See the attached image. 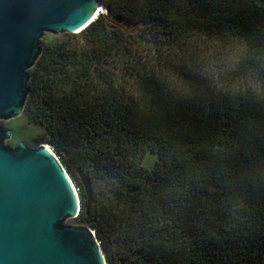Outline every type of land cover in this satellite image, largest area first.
<instances>
[{
  "label": "trees",
  "instance_id": "1",
  "mask_svg": "<svg viewBox=\"0 0 264 264\" xmlns=\"http://www.w3.org/2000/svg\"><path fill=\"white\" fill-rule=\"evenodd\" d=\"M99 1L43 44L22 112L72 220L108 264H264V0Z\"/></svg>",
  "mask_w": 264,
  "mask_h": 264
},
{
  "label": "water",
  "instance_id": "2",
  "mask_svg": "<svg viewBox=\"0 0 264 264\" xmlns=\"http://www.w3.org/2000/svg\"><path fill=\"white\" fill-rule=\"evenodd\" d=\"M101 7L99 0H0V120L23 112L44 34L78 33ZM11 137L0 125V264H108L95 232L68 221L79 195L54 150L10 145Z\"/></svg>",
  "mask_w": 264,
  "mask_h": 264
},
{
  "label": "rangeland",
  "instance_id": "3",
  "mask_svg": "<svg viewBox=\"0 0 264 264\" xmlns=\"http://www.w3.org/2000/svg\"><path fill=\"white\" fill-rule=\"evenodd\" d=\"M69 34L70 33H63L55 35L52 33H45L41 39V45L43 46V44L48 43L55 38H61L63 35L65 36ZM0 125L12 130V137L6 141V143L10 145H16L18 142L24 141L27 145L35 147L36 143L34 137L37 135H43L45 132L42 125L30 122L23 113L8 120H0ZM156 159V155L147 153V155H145L144 165L150 167L154 164ZM68 221L75 223L72 219H69Z\"/></svg>",
  "mask_w": 264,
  "mask_h": 264
},
{
  "label": "bare ground",
  "instance_id": "4",
  "mask_svg": "<svg viewBox=\"0 0 264 264\" xmlns=\"http://www.w3.org/2000/svg\"><path fill=\"white\" fill-rule=\"evenodd\" d=\"M101 11L103 12L104 11V8L101 7V9L99 10V12H101ZM77 213H78V211H77ZM77 213H76V215H77Z\"/></svg>",
  "mask_w": 264,
  "mask_h": 264
},
{
  "label": "built area",
  "instance_id": "5",
  "mask_svg": "<svg viewBox=\"0 0 264 264\" xmlns=\"http://www.w3.org/2000/svg\"><path fill=\"white\" fill-rule=\"evenodd\" d=\"M75 190H77V188Z\"/></svg>",
  "mask_w": 264,
  "mask_h": 264
}]
</instances>
